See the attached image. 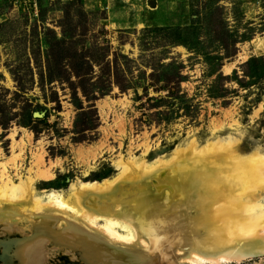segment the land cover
<instances>
[{
	"label": "rangeland",
	"instance_id": "1",
	"mask_svg": "<svg viewBox=\"0 0 264 264\" xmlns=\"http://www.w3.org/2000/svg\"><path fill=\"white\" fill-rule=\"evenodd\" d=\"M263 39L264 0H0V174L67 192L193 147L264 155ZM60 223L0 239L33 237L24 264H84ZM92 246L113 264L117 250Z\"/></svg>",
	"mask_w": 264,
	"mask_h": 264
},
{
	"label": "bare ground",
	"instance_id": "2",
	"mask_svg": "<svg viewBox=\"0 0 264 264\" xmlns=\"http://www.w3.org/2000/svg\"><path fill=\"white\" fill-rule=\"evenodd\" d=\"M254 47L264 46L257 42ZM193 149L153 166L128 162L113 180L74 182L67 192L37 190L41 180L54 175L35 172L16 183L2 172L0 228L36 221L71 225L79 231L74 236L85 241L75 242L85 249H75L84 264H108L95 253L93 241L118 251L113 264H180L182 259L186 264H242L264 257V155L244 159L232 149L217 154L208 146ZM152 237L154 249L148 243ZM4 239L8 264L17 258L11 254L32 240ZM89 239L90 248L84 246Z\"/></svg>",
	"mask_w": 264,
	"mask_h": 264
},
{
	"label": "water",
	"instance_id": "3",
	"mask_svg": "<svg viewBox=\"0 0 264 264\" xmlns=\"http://www.w3.org/2000/svg\"><path fill=\"white\" fill-rule=\"evenodd\" d=\"M33 238V237H32ZM16 239H21V238H16ZM22 240V239H21ZM4 241H5V239L3 238V239H0V251H1V254H0V261L2 262V264H8V262H7V260L9 259V258H11L10 257V251H8V250H6V248L4 247ZM23 241V240H22ZM3 257L6 259V261H4V259H3ZM10 260V259H9ZM15 262V260L14 261H12L11 262V264H13ZM10 264V263H9Z\"/></svg>",
	"mask_w": 264,
	"mask_h": 264
},
{
	"label": "trees",
	"instance_id": "4",
	"mask_svg": "<svg viewBox=\"0 0 264 264\" xmlns=\"http://www.w3.org/2000/svg\"><path fill=\"white\" fill-rule=\"evenodd\" d=\"M49 72H50V68H49ZM73 72H75V75H76L78 78H83V77H85L84 74H86L85 72H83V73H78V72H76V70L74 71V69H73ZM83 92L85 93L84 88H83Z\"/></svg>",
	"mask_w": 264,
	"mask_h": 264
},
{
	"label": "flooded vegetation",
	"instance_id": "5",
	"mask_svg": "<svg viewBox=\"0 0 264 264\" xmlns=\"http://www.w3.org/2000/svg\"><path fill=\"white\" fill-rule=\"evenodd\" d=\"M0 254H1V252H0ZM15 254V252H13L11 255H14ZM0 264H2V262L0 261ZM14 264H20V262H19V260H18V258H16L15 259V262H14Z\"/></svg>",
	"mask_w": 264,
	"mask_h": 264
}]
</instances>
